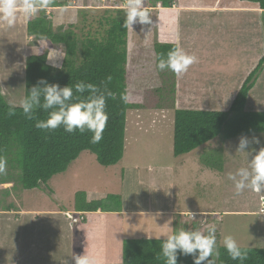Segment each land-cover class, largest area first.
I'll return each mask as SVG.
<instances>
[{"label":"rangeland","instance_id":"1","mask_svg":"<svg viewBox=\"0 0 264 264\" xmlns=\"http://www.w3.org/2000/svg\"><path fill=\"white\" fill-rule=\"evenodd\" d=\"M67 1L68 6L48 8L49 14L56 29L74 23L80 37L103 33L105 18L126 5V0ZM150 10L152 23H136L128 34V100L142 107L129 111L124 157L115 165L104 166L93 153L84 151L65 172L53 176L48 186L33 189L20 185V169L13 158L10 169L0 174V264H75L74 256L85 251L95 255L99 264H122L125 241L165 238L176 228L185 229L191 220H198L201 230L214 224L218 247L226 235L243 247H264V193L245 190L235 195L234 184L228 179L229 172L246 167L251 158L247 152L236 153L242 135L221 134L190 153L174 154V110L156 107L153 93L162 85L154 40L160 39L162 30L170 34L166 23L173 13H163L159 7ZM194 17V23L202 21V26H207L203 20L211 18L209 13ZM27 22L18 14L14 27L0 23V88L7 101L19 102L25 97L26 58L45 45L28 35ZM254 30L252 37L260 38L252 47L258 56L251 60L255 55L251 51L247 56L238 48L227 50L237 63L225 62L223 43L205 47L213 27L197 26L188 32L197 62L177 78V107L228 110L264 57V20L263 30ZM227 38L223 39L226 46L232 41ZM50 56L49 63L61 68L64 45H55ZM195 73L207 78L197 84L191 78ZM246 109L264 111V63ZM244 135L253 155L264 147V132ZM254 137L261 142L255 143ZM79 190H86L90 200L121 195L122 210L77 213L75 194ZM186 212H197L199 218L189 219Z\"/></svg>","mask_w":264,"mask_h":264},{"label":"trees","instance_id":"2","mask_svg":"<svg viewBox=\"0 0 264 264\" xmlns=\"http://www.w3.org/2000/svg\"><path fill=\"white\" fill-rule=\"evenodd\" d=\"M258 3L263 9L264 0H247ZM172 7L176 0H145L146 7ZM67 0H49L48 7L42 9L27 22V33L42 40L45 45L26 58L25 97L32 86L44 78L49 83L65 86L77 81L92 83L103 91L111 92L106 100L108 114L103 139L91 143V132L67 133L63 127L46 131L35 127L36 119H45L47 113L35 110V119H28L21 108L15 115H8V101L0 88V157H3L9 170L13 158L20 169V185L24 189L48 186L49 180L62 172L78 159L84 151H90L97 161L110 166L119 163L125 155L129 111L141 108V104L125 102L128 96V34L124 27L125 16L122 9L105 18L103 33L80 37L76 25L71 23L65 29H56L48 8L68 6ZM151 12V10H150ZM65 47L62 67L57 69L49 63L50 50L55 45ZM176 45L175 42H162L155 37L154 50L156 63ZM264 57L245 79L228 110L180 108L177 107V77L168 70L158 72L162 85L153 91L158 108L174 110L173 150L176 156L194 151L219 135L234 137L238 135L264 132V111H248V96L253 89ZM110 77V79H109ZM87 96L88 93L83 94ZM212 165V164H211ZM214 167V166H213ZM6 169V170H7ZM122 210V198L109 194L103 199H88L86 190L75 194V210L85 214L103 209ZM198 220H191L185 229H199ZM176 228L174 232L178 231ZM165 238H135L124 243L122 264H164L161 244ZM248 257L243 262L233 260L227 250L218 247L219 256L215 264H264V247H244ZM177 264H194L192 255L178 253Z\"/></svg>","mask_w":264,"mask_h":264},{"label":"clouds","instance_id":"3","mask_svg":"<svg viewBox=\"0 0 264 264\" xmlns=\"http://www.w3.org/2000/svg\"><path fill=\"white\" fill-rule=\"evenodd\" d=\"M48 4L49 0H0V23L9 28L14 27L18 14L31 19L39 11L47 8ZM158 4L154 8H157ZM122 11L125 16L124 27L128 30H134L133 26L136 23L141 25L152 23V14L146 7L145 0H126ZM49 59L52 57L50 56ZM196 62L197 57L186 53L177 43L166 57L162 55L159 58L157 68L160 71H171L179 78ZM54 66L60 67L58 64ZM85 92L88 93L87 96L83 95ZM109 96H112L111 92L103 91L83 80L61 86L59 83H49L41 78L19 102L8 101V115H15L19 107L28 119H35V110L42 109L47 113V117L36 119L37 129L55 131L63 127L67 133H75L78 130L82 134L87 131L92 133L90 142L97 144L103 139V132L107 126L106 100ZM122 99L127 102L128 96L124 95ZM253 139L255 143L260 142L258 137ZM249 143V138L242 135L236 149V153L247 152L251 156L247 166L228 173V179L235 187V195H240L245 190L264 193V147L259 151L253 150L255 151L253 155L247 150ZM6 164V160L0 157V174L6 172ZM192 215L194 217L195 214ZM156 238L160 239V237ZM222 246L233 260L243 262L248 257V249L241 246L232 235L223 237ZM178 253L192 255L194 264H215L219 256L216 226L209 224L206 230L179 229L174 233L166 234L161 244L164 264H177ZM74 261L75 264H99L97 257L87 251L83 255L74 256Z\"/></svg>","mask_w":264,"mask_h":264},{"label":"crops","instance_id":"4","mask_svg":"<svg viewBox=\"0 0 264 264\" xmlns=\"http://www.w3.org/2000/svg\"><path fill=\"white\" fill-rule=\"evenodd\" d=\"M161 9L163 13H173V16L168 17L169 20L166 23L167 27L170 28V34L164 30L160 33L159 40L162 42L179 43L184 51L190 50V54L194 55L192 53L195 51L190 47L194 44L189 42V40H192V36L187 33L197 26L201 29H210L213 27L214 32L208 38H211V41L205 43L207 44L205 47H216L219 43H223L226 47L222 51L226 63H237V59L236 61L232 60L227 51L235 50V48L236 51L238 48V51L241 53L244 50L247 56L250 55L249 51H251V54H255L254 57L252 55L250 56L251 60H254L258 56L255 48L252 47L254 42L259 41L260 38H254L251 35L255 31L254 28L263 30V9L258 3L247 0H176L172 7L167 8L162 6ZM167 10L170 12H166ZM199 13L210 14L211 18L208 21L206 19L203 20L207 26L199 25L202 21H198L196 24L194 23V15ZM244 14H247L249 17L244 16ZM175 15L180 18L177 20ZM225 36L228 37L227 42L232 38V41L227 46L223 40ZM259 47H261L260 44ZM202 52L205 56L207 55L205 51ZM195 56L197 57V54ZM192 76L193 82H197V84L199 83L198 81L201 82L200 79L207 78L201 73H195ZM191 87H193V84Z\"/></svg>","mask_w":264,"mask_h":264},{"label":"built area","instance_id":"5","mask_svg":"<svg viewBox=\"0 0 264 264\" xmlns=\"http://www.w3.org/2000/svg\"><path fill=\"white\" fill-rule=\"evenodd\" d=\"M158 7H159V8H162L161 3L158 4ZM158 7H157V8H158ZM150 8H151V7H150ZM195 213H197V212H194L193 214H195ZM184 215H186L189 219H198V218H199V213H198V214H195L194 217H193V215H192V212H189V213L186 212ZM196 216H198V218H197Z\"/></svg>","mask_w":264,"mask_h":264},{"label":"water","instance_id":"6","mask_svg":"<svg viewBox=\"0 0 264 264\" xmlns=\"http://www.w3.org/2000/svg\"><path fill=\"white\" fill-rule=\"evenodd\" d=\"M68 215L70 216V218L73 219V221H75V222L77 221V218L73 214H71V213L68 212Z\"/></svg>","mask_w":264,"mask_h":264}]
</instances>
